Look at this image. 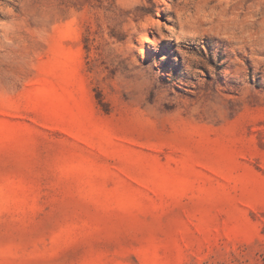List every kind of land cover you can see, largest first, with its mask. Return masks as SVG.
<instances>
[{
	"label": "rangeland",
	"instance_id": "374dc122",
	"mask_svg": "<svg viewBox=\"0 0 264 264\" xmlns=\"http://www.w3.org/2000/svg\"><path fill=\"white\" fill-rule=\"evenodd\" d=\"M0 264H264V0H0Z\"/></svg>",
	"mask_w": 264,
	"mask_h": 264
}]
</instances>
